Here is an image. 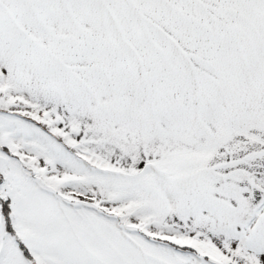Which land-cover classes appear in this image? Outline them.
I'll return each mask as SVG.
<instances>
[{
    "label": "snow or ice",
    "instance_id": "1",
    "mask_svg": "<svg viewBox=\"0 0 264 264\" xmlns=\"http://www.w3.org/2000/svg\"><path fill=\"white\" fill-rule=\"evenodd\" d=\"M0 264H264V0H0Z\"/></svg>",
    "mask_w": 264,
    "mask_h": 264
}]
</instances>
